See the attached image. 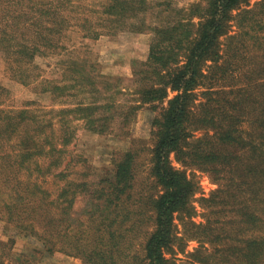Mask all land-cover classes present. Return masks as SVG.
Here are the masks:
<instances>
[{
    "label": "trees",
    "instance_id": "obj_1",
    "mask_svg": "<svg viewBox=\"0 0 264 264\" xmlns=\"http://www.w3.org/2000/svg\"><path fill=\"white\" fill-rule=\"evenodd\" d=\"M70 31L152 34L133 71L136 101H118L120 80L79 58L62 81H45V92L79 99L59 110L5 106L0 85V219L83 264H264V0H0V54L26 86L40 77L35 59L67 50ZM164 102L151 121L156 193L135 195L131 150L104 174L69 172L76 122L106 135L117 119L128 124L142 105ZM197 171L217 185L209 197L196 198ZM142 222L141 249L123 257L126 234ZM78 226L91 238L75 239Z\"/></svg>",
    "mask_w": 264,
    "mask_h": 264
},
{
    "label": "rangeland",
    "instance_id": "obj_2",
    "mask_svg": "<svg viewBox=\"0 0 264 264\" xmlns=\"http://www.w3.org/2000/svg\"><path fill=\"white\" fill-rule=\"evenodd\" d=\"M199 1L170 0L173 6L178 8L187 7ZM258 1L251 0V5ZM151 39L152 34L150 33H121L116 36H104L98 40H91L84 39L76 31H70L63 40L67 50L58 51L51 55H41L35 59L36 72L40 77L29 86L11 77L8 64L3 55L0 54V85L8 92L7 99L4 97L6 99L5 106L15 109L29 107L50 111L59 110L63 105H67V102H77L79 99L75 97L57 98L44 91L47 87L45 81H62V78H65V72L69 71L70 60L76 58L85 61L88 71L106 76L109 81L111 79L114 82L120 80L118 88L120 87V90L123 88L124 91H122V95L117 96L118 101L123 103L135 102L136 98L132 93L134 90L132 84L134 67L139 62L146 61ZM166 105V102L156 105H142L130 123L124 124L122 120L117 119L113 123L112 131L106 135L90 133L84 128L83 123L76 122L78 135L76 142L70 147L73 162L69 167V172L77 177L88 168L92 173L94 170L97 175L104 174L113 169L115 162L125 151L131 150L137 154V189L135 195L141 190H150L153 194L156 193L157 188L154 187L153 180L149 177L151 152L154 147L151 121L159 115ZM196 180L200 184V193L196 198L209 197L217 189L215 182L204 172L197 171ZM44 186L46 189L56 188L52 180L47 181ZM196 205L199 207L198 204ZM83 206L82 202L76 204L75 216L79 217L78 213L81 212ZM136 209L138 207L134 211ZM198 209L200 210V208ZM196 221H203L201 215L196 218ZM177 223L179 224V222ZM81 228L78 226L75 230L76 233H73L75 239L86 240L91 238L90 231L86 230L87 233H84ZM147 228L146 222H142L133 231L126 234L127 243L124 240L123 257L141 249L139 245L145 239ZM149 229L151 230V228ZM196 246L195 242L190 243L188 251H193ZM0 258L5 264H83L82 259L65 252H49L37 237L2 219H0Z\"/></svg>",
    "mask_w": 264,
    "mask_h": 264
}]
</instances>
